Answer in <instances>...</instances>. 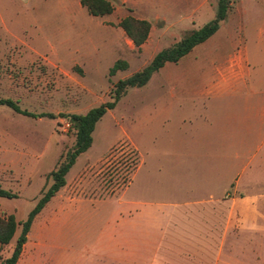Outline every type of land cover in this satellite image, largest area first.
<instances>
[{
  "label": "rangeland",
  "instance_id": "374dc122",
  "mask_svg": "<svg viewBox=\"0 0 264 264\" xmlns=\"http://www.w3.org/2000/svg\"><path fill=\"white\" fill-rule=\"evenodd\" d=\"M59 1L44 0L17 8L19 15L10 13L12 24L4 15L11 37L0 29V99L11 100L32 114L23 116L0 106V188L16 195L0 197V213L13 215L18 223L27 218L48 174L75 143L74 131L63 128L67 117L84 115L112 101L119 81L145 68L185 31L205 26L199 11L191 16L198 3L215 5L214 12L217 4V0H112L115 11L111 15L93 18L85 10L66 16ZM127 16L145 19L152 26L142 51L135 49L122 31L119 33L117 19ZM202 49L198 46L179 62L166 63L145 86L128 89L96 124L91 147L66 175L61 190L71 203L91 197L115 201L85 206L81 216L72 211L56 233L51 231L50 222L42 225L45 213L31 226L17 264H105L108 253L99 244L105 240L106 213L123 200L118 184L127 178L133 180L127 199L145 180H171L170 169L177 161L171 152V133L187 125L182 123L187 116L183 102L193 91L182 84L200 80L204 63L197 50ZM118 60L126 62L127 68L110 76L109 70ZM199 114L196 111V117ZM121 144L136 151L138 164L132 174L127 150L106 162L110 150ZM189 155L192 163H188L187 178L198 183L199 165H216V154ZM212 186L218 187L217 183ZM20 230L21 226L1 250L4 257L10 254Z\"/></svg>",
  "mask_w": 264,
  "mask_h": 264
},
{
  "label": "crops",
  "instance_id": "0c3cea01",
  "mask_svg": "<svg viewBox=\"0 0 264 264\" xmlns=\"http://www.w3.org/2000/svg\"><path fill=\"white\" fill-rule=\"evenodd\" d=\"M40 1L0 0V29L11 37L4 15L12 24V11L17 16V8ZM80 1L60 0L58 6L70 17L86 11ZM214 6L198 3L191 16L199 11L206 25ZM201 45V78L182 84L193 90L183 102L187 125L171 133L177 160L171 180H145L127 199L133 180L121 189L123 200L106 213L99 244L108 253L105 264H264V0L232 1L219 29L186 56ZM195 152L216 154V165L203 161L195 179L201 181L192 184L188 163ZM106 198L71 203L60 190L32 226L47 213L41 223L50 222L56 233L72 211L81 216L85 206L115 201Z\"/></svg>",
  "mask_w": 264,
  "mask_h": 264
},
{
  "label": "trees",
  "instance_id": "16d2710c",
  "mask_svg": "<svg viewBox=\"0 0 264 264\" xmlns=\"http://www.w3.org/2000/svg\"><path fill=\"white\" fill-rule=\"evenodd\" d=\"M232 1L234 0H217L215 17L211 22L198 30L185 32L177 43L172 47L157 53L151 62L141 71L136 72L129 78L119 81L115 85L113 96H111L112 101L105 102L100 107L91 109L84 115L72 114L67 117L71 129L74 131L75 143L65 155L60 157L54 170L48 174L47 181L50 182V185L43 188L40 198L33 209L28 213L27 218L23 222L18 223L13 215L0 213V264H17L34 220L51 198H53L65 186V177L75 164L76 159L91 147L92 133L96 124L106 112L115 108L119 99L126 94L128 89L145 86L149 82L151 76L159 71L166 63L175 64L179 62L194 47L207 41L226 19L229 5ZM80 2L86 9L87 13L92 17L102 18L111 15L114 11L110 0H81ZM117 27L124 32L134 48L140 51L141 46L148 39L151 24L146 20H139L133 16H127L117 23ZM126 68L127 63L118 60L110 68L109 75L113 76L116 72L124 71ZM0 106H6L15 113L23 116L32 115L21 110L14 102L8 99H0ZM48 117L52 118L51 115H48ZM125 150H127L131 157L130 167L132 174V172L136 170L138 163L135 154L136 151L129 144H121L110 150L112 154H109L106 162L110 163L113 157L116 158V153L118 154L119 151L125 152ZM128 183L129 180L127 178L122 180V183L118 184L117 187H121L119 188V190H121ZM0 197L11 199L15 198L16 195L0 188ZM19 226H21V230L16 238L13 248L10 254L7 257H4L1 254V250L11 243Z\"/></svg>",
  "mask_w": 264,
  "mask_h": 264
},
{
  "label": "built area",
  "instance_id": "2783aa9c",
  "mask_svg": "<svg viewBox=\"0 0 264 264\" xmlns=\"http://www.w3.org/2000/svg\"><path fill=\"white\" fill-rule=\"evenodd\" d=\"M63 128H64V130H70L71 129V125H70V122L68 120H65L63 122Z\"/></svg>",
  "mask_w": 264,
  "mask_h": 264
}]
</instances>
